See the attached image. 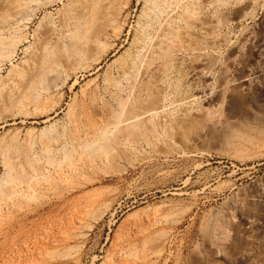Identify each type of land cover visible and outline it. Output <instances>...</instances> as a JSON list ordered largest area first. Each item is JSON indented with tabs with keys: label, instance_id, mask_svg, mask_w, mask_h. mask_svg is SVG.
<instances>
[{
	"label": "rangeland",
	"instance_id": "374dc122",
	"mask_svg": "<svg viewBox=\"0 0 264 264\" xmlns=\"http://www.w3.org/2000/svg\"><path fill=\"white\" fill-rule=\"evenodd\" d=\"M196 1L0 0V264H264V0ZM200 76L212 123L106 148L111 96L180 116Z\"/></svg>",
	"mask_w": 264,
	"mask_h": 264
},
{
	"label": "bare ground",
	"instance_id": "6f19581e",
	"mask_svg": "<svg viewBox=\"0 0 264 264\" xmlns=\"http://www.w3.org/2000/svg\"><path fill=\"white\" fill-rule=\"evenodd\" d=\"M198 1V0H197ZM196 1V2H197ZM71 4V3H70ZM77 4V3H76ZM155 4V3H154ZM225 4V3H224ZM229 4V3H228ZM73 5V4H72ZM78 5V4H77ZM80 6V5H79ZM168 6V5H167ZM193 6V5H192ZM76 7V6H75ZM250 8V7H249ZM75 9V8H74ZM78 9V8H77ZM158 9V8H157ZM163 9V8H162ZM189 10V9H188ZM153 11V10H152ZM69 12V11H68ZM149 13L151 12V11H148ZM157 12V11H156ZM152 13V12H151ZM161 13V12H160ZM150 15H152V14H150ZM79 16H81V15H79ZM183 16V15H182ZM148 17H149V15H148ZM72 18V17H71ZM186 18V17H185ZM81 19V18H80ZM187 19V18H186ZM66 20V19H65ZM76 20V19H75ZM68 20H66V22H67ZM77 21H79V20H77ZM174 21V20H173ZM178 21V20H177ZM187 21V20H186ZM65 22V23H66ZM71 22V21H70ZM73 22V21H72ZM170 22V21H169ZM206 23V22H205ZM61 24V23H60ZM68 24V23H67ZM77 24V23H76ZM207 24V23H206ZM75 25V24H74ZM64 25L62 24V27H63ZM66 26V25H65ZM69 26V25H68ZM201 26V25H200ZM61 27V26H60ZM76 27V26H75ZM64 28V27H63ZM69 28V27H68ZM67 28V29H68ZM205 28V27H204ZM61 30V29H60ZM64 32V31H63ZM62 32V33H63ZM68 32V31H67ZM165 32V31H164ZM172 33V32H171ZM180 33V32H179ZM53 34V33H52ZM51 34V35H52ZM66 35H68L67 33H65ZM63 35V34H62ZM175 35V34H174ZM180 35V34H179ZM162 37V36H161ZM61 38V37H60ZM69 38V37H68ZM165 38V37H164ZM176 38H178V37H176ZM198 38V37H197ZM50 37L48 38H46L45 39V41L43 42V44H42V46L39 48V50H38V53H36L37 54V58L36 59H34L35 61H34V63H33V65H32V67L30 68L29 67V69L28 68H26V69H28L27 71H25L24 73H23V75H21V78H20V80H19V83L17 84V87H18V90H21L20 91V93H22L23 91H22V89H24L25 87H26V89L27 88H30V87H34L35 86V84L37 83V81L40 79V77H41V75L44 73V70H45V68H46V59H47V55H48V50H49V43H50ZM180 39V38H179ZM171 40V39H170ZM208 40V39H207ZM184 41H187V40H184ZM202 41H203V39H202ZM204 41H205V39H204ZM170 42V41H169ZM178 42V41H177ZM179 42H181V41H179ZM189 42V41H188ZM192 42V41H191ZM198 42H200V41H198ZM211 42V41H210ZM201 43V42H200ZM55 44V43H54ZM63 44V43H62ZM171 44V43H170ZM173 44V43H172ZM178 44V43H177ZM176 44V45H177ZM181 44V43H180ZM183 44V43H182ZM187 44V43H186ZM198 44V43H197ZM56 45H58V44H56ZM156 45V44H155ZM160 45V44H159ZM158 45V46H159ZM190 45V44H189ZM188 45V46H189ZM191 45H193L192 43H191ZM219 45V44H218ZM157 46V47H158ZM175 46V45H174ZM179 46V45H178ZM185 46V45H184ZM202 46V45H201ZM206 46V45H205ZM52 47V46H51ZM140 47V46H139ZM163 47V46H162ZM165 47V46H164ZM163 47V48H164ZM53 48V47H52ZM58 48V47H57ZM172 48V47H171ZM186 48H188V47H186ZM193 48V47H192ZM199 48H201V47H199ZM55 49V48H54ZM174 49H177V48H174ZM183 49V48H182ZM196 49V48H195ZM195 49H194V51H195ZM197 49H198V45H197ZM197 49H196V51H197ZM212 49V48H211ZM50 50H51V48H50ZM57 50V49H56ZM59 50V49H58ZM139 50V49H138ZM168 50H172V49H168ZM190 50V49H189ZM199 50V49H198ZM184 51V50H183ZM162 52V51H161ZM160 52V53H161ZM168 52H170V51H168ZM168 52H167V54H168ZM53 53H55V51L53 52ZM52 53V54H53ZM151 53V52H150ZM171 53H172V51H171ZM174 53V52H173ZM59 54V53H58ZM167 54H165V56L167 55ZM161 55V54H160ZM169 55H170V53H169ZM199 55V54H198ZM54 56V55H53ZM144 57H145V55H143ZM155 56V55H154ZM50 57V56H49ZM55 57V56H54ZM162 57H163V55H162ZM200 57H201V55H200ZM199 57V58H200ZM204 57V56H203ZM202 57V58H203ZM135 58V57H134ZM169 58V57H168ZM198 58V59H199ZM205 58V57H204ZM214 58V57H213ZM146 59V58H145ZM159 59V58H158ZM161 59V58H160ZM197 59V58H196ZM58 60V59H57ZM140 60V59H139ZM170 60V59H169ZM171 60H172V58H171ZM171 60H170V62L168 61V59H167V61H168V63H171ZM175 60V59H174ZM180 60V59H179ZM205 60H206V58H205ZM167 61L165 62V65H166V63H167ZM184 61V60H183ZM197 61V60H196ZM200 61H201V59H200ZM200 61H198V62H200ZM158 62V61H157ZM164 62V61H163ZM208 62V61H207ZM210 62H213V61H210ZM56 63V62H55ZM145 63H147V62H145ZM168 63H167V67H168ZM173 63V62H172ZM181 63V62H180ZM185 63V62H184ZM190 63H193V62H190ZM48 64H49V62H48ZM210 64H212V63H210ZM53 65V64H52ZM162 65V64H161ZM170 65H172V64H170ZM169 65V66H170ZM181 65V64H180ZM187 65V64H186ZM192 65H194V64H192ZM196 65H197V63H196ZM48 66V65H47ZM132 66V65H131ZM163 66H164V64H163ZM206 66V65H205ZM227 66V65H226ZM53 67V66H52ZM137 67V66H136ZM166 67V69L168 70V69H170V68H167ZM184 67V66H183ZM49 68V67H48ZM48 68H47V70H48ZM163 68H165V67H163ZM162 68V69H163ZM175 68H177V67H175ZM174 68V69H175ZM190 69H191V66L189 67ZM182 69V68H181ZM217 69V68H216ZM225 69H227V68H225ZM126 70H127V68H126ZM131 70H133V69H131ZM135 70V69H134ZM148 70V69H147ZM164 70V69H163ZM171 70V69H170ZM192 71H193V68L191 69ZM50 71H53V70H50ZM194 71H195V69H194ZM193 71V72H194ZM226 71V70H225ZM23 72V71H22ZM45 72H47V71H45ZM139 72V71H138ZM174 72V71H173ZM198 71L196 70V73H197ZM203 72V71H202ZM48 73H49V71H48ZM125 73V72H124ZM128 73V72H127ZM126 73V74H127ZM168 73V72H167ZM184 73V72H183ZM190 73H191V71H190ZM199 73V72H198ZM204 73V72H203ZM212 73V72H211ZM210 73V74H211ZM228 73V72H227ZM123 74V73H122ZM133 74H134V72H133ZM158 74V73H157ZM171 74V73H170ZM174 74V73H173ZM186 74V73H185ZM188 74V73H187ZM201 74V73H200ZM213 74V73H212ZM226 74V73H225ZM20 75V74H19ZM44 75V74H43ZM125 75V74H124ZM131 75V74H130ZM129 75V76H130ZM136 76H137V74H135ZM146 75V74H145ZM182 75V74H181ZM204 75V74H203ZM121 77H122V75H120ZM190 76V75H189ZM191 76H193V75H191ZM197 76V75H196ZM196 76H194V77H196ZM205 76V75H204ZM208 76H210V75H208ZM224 76V74L222 75V78H226V77H223ZM19 77V76H18ZM138 77V76H137ZM142 77V76H141ZM197 77H199V76H197ZM200 77H202V81H203V83L202 84H200L199 86L198 85H196L195 87V89L193 88V90H192V92H191V94L189 93V95L186 93V96H188V97H186L185 98V96H184V100L182 99L180 102H182V104L181 103H179V101L178 102H176V104L177 103H179V104H181L180 106V108H181V113H180V116L179 115H177V116H175V115H173V113H167L166 115L165 114H163L164 112H162L161 111V109L164 107V106H161L159 103H156V102H154L153 101V103H156V105H152V106H150V107H148V108H144V107H141L138 103H137V105H139V106H137V105H134V103H133V105H131V106H129L130 108H128V105L130 104V102L128 101L129 99H124L125 97H121V98H118L116 95L115 96H111V98L112 97H114L115 98V100L114 101H116V106H115V104H113L111 107H112V109H110V110H112V112H111V121L109 122V124L107 125V127H106V129H103L102 131H100V133H102V135H103V137L101 138V139H103V142H105L106 144H107V147L106 148H108V149H111L113 146L111 145V143H113V142H116V144H117V146H119V147H121V148H124V147H126V145L128 144H133V143H135V144H138L137 142L139 141V140H141L142 138H147V140L148 141H150V139L151 140H154V139H158L159 140V132H158V128H160L161 127V130L163 129V131L165 132V133H169V136H170V138H174V134H173V132H174V130L176 131V130H178V129H181L183 126H184V119L186 120L187 118L189 119V118H194V116L195 117H199L200 118V116H203L204 117V119L203 120H205V119H207V118H205L206 116H204V114H206L207 115V112L209 111L210 112V110H211V108L210 107H207L206 105H211L212 103H214V99L212 100L211 98H210V96H209V94L211 93V91H210V88L212 87H210V83H209V80L208 79H206V77H207V74H206V77H203V76H200ZM160 78V77H159ZM158 78V79H159ZM191 78V77H190ZM221 78V77H220ZM16 79H18V78H16ZM42 79V78H41ZM111 79V78H110ZM114 79V78H113ZM123 79V78H122ZM130 79V78H129ZM180 79V78H179ZM178 79V80H179ZM210 79V78H209ZM212 79V78H211ZM214 79V78H213ZM227 79V78H226ZM134 80V79H133ZM164 80V79H163ZM201 80V79H200ZM221 80V79H220ZM219 80V81H220ZM131 81V80H130ZM214 81H215V79H214ZM226 81H228V80H226ZM226 81L224 82L225 83V85H226ZM127 82V81H126ZM135 82V81H134ZM179 82V81H178ZM194 82V81H193ZM192 82V83H193ZM130 83V82H129ZM149 83V82H148ZM168 83V82H167ZM180 83V82H179ZM191 83V84H192ZM199 83H201V82H199ZM109 84H110V81H109ZM215 84V83H214ZM216 84H217V82H216ZM219 84H221L220 82H219ZM218 84V85H219ZM228 85H230V84H228ZM228 85H227V87H228ZM15 86V85H14ZM169 86V85H168ZM182 86H183V84H182ZM186 86V85H185ZM220 86V85H219ZM218 86V87H219ZM223 87H219L220 88V90L221 89H224V85H222ZM235 86V85H234ZM12 87V86H11ZM129 87V86H128ZM171 87V86H170ZM178 87V86H177ZM181 87V86H180ZM210 87V88H209ZM217 87V86H216ZM152 88V87H151ZM155 88V87H154ZM157 88V87H156ZM175 88V87H174ZM212 88H214V87H212ZM232 88H233V90H234V92L236 91V88L234 89V87L232 86ZM26 89H25V91H26ZM30 89H32V88H30ZM29 89V90H30ZM34 89V88H33ZM173 89V88H172ZM178 89V88H177ZM190 89H191V87H190ZM189 89V90H190ZM226 89V88H225ZM140 90H141V88H140ZM150 89H148V91H149ZM159 90V89H158ZM179 90V89H178ZM219 89L218 90H216V92L217 91H219V94L218 93H216L217 95L215 96V98H216V100L215 101H218V104L219 103H221V104H226L227 105V108H230V105H231V102H232V100H231V97H232V93H229L230 91H228V93H225L224 91L222 92V91H220ZM233 90H232V92H233ZM34 91V90H33ZM37 91V90H36ZM148 91H146V92H148ZM151 92H152V90H150ZM149 91V92H150ZM167 91V90H166ZM209 91H210V93H209ZM227 91V90H226ZM14 92V91H13ZM17 92V91H16ZM32 92V91H31ZM116 92V91H115ZM120 92H121V90H120ZM135 92V91H134ZM150 92V93H151ZM174 92V91H173ZM188 92V91H187ZM35 93V92H34ZM141 93V92H140ZM159 93H162V91L161 92H159ZM164 93V92H163ZM183 93V92H182ZM213 93V92H212ZM10 94V93H9ZM18 94H19V92H18ZM127 94V93H126ZM132 94V93H131ZM139 94V93H138ZM215 94V93H214ZM236 94V93H235ZM16 95V94H15ZM23 95V94H22ZM39 95V94H38ZM113 95V94H112ZM129 95V94H128ZM151 95H152V93H151ZM138 96V95H137ZM213 96V95H212ZM37 97H39V96H37ZM36 97V98H37ZM117 97V98H116ZM127 98H129V97H127ZM152 98H153V96H152ZM151 97H150V99H152ZM163 98V97H162ZM233 98V97H232ZM234 98H235V96H234ZM5 99V98H4ZM13 99V98H12ZM139 99V98H138ZM176 99V98H175ZM141 100V99H140ZM158 100V99H157ZM159 100H160V98H159ZM158 100V101H159ZM172 100V99H171ZM236 100V99H235ZM235 100H233V101H235ZM113 101V102H114ZM137 101V100H136ZM151 101V100H150ZM164 102H165V100H164ZM129 103V104H128ZM145 103V102H144ZM174 103V102H173ZM173 103H172V105H173ZM203 103H205V104H203ZM208 103V104H207ZM238 103V102H237ZM175 104V105H176ZM232 105H234V103L232 104ZM231 105V106H232ZM179 106V105H178ZM213 106V105H212ZM211 106V107H212ZM216 107V106H215ZM217 107H218V105H217ZM221 107V110L223 111L224 110V107H222V106H220ZM235 107V106H234ZM179 108V107H178ZM177 108V109H178ZM213 108V107H212ZM231 108H233V107H231ZM173 109V108H172ZM176 109V108H175ZM174 109V110H175ZM218 109V108H217ZM216 109V110H217ZM226 110V109H225ZM230 110V109H229ZM228 110V111H229ZM233 110V109H232ZM220 111V110H219ZM236 111V110H235ZM234 111V112H235ZM175 112V111H174ZM179 112V111H178ZM208 112V113H209ZM215 112V111H214ZM213 112V115H215L216 114V112L214 113ZM225 112V111H224ZM227 112V111H226ZM233 112V111H232ZM231 112V113H232ZM228 113V112H227ZM227 113H225V114H227ZM230 114V113H229ZM234 114V113H233ZM211 115V114H210ZM213 115L212 116H210V118L211 117H213ZM208 118H209V116H208ZM198 119V118H197ZM196 119V120H197ZM212 119V118H211ZM211 119L209 120V119H207L210 123H212V121H214L213 119H212V121H211ZM195 120V121H196ZM206 120V121H207ZM194 121V120H193ZM193 121H191V122H188V124H191L190 126H192L194 123H195V121L193 122ZM193 122V123H192ZM201 122H204V121H201ZM200 122V125H199V122H196V123H198V124H194L193 126H192V129L194 130V133H195V129H197L199 126V128L196 130V133H195V135H199V132H204L203 130H204V128L203 127H205V126H202V123ZM207 124V123H206ZM203 125H204V123H203ZM185 127H186V125H185ZM188 127V126H187ZM194 127V128H193ZM182 130V129H181ZM187 130V129H186ZM189 130V131H188ZM187 130V133H190V130H191V128L190 129H188ZM183 131H185V130H183ZM110 133V134H109ZM186 133V134H187ZM183 134V133H182ZM185 134V135H186ZM178 135H180V133L178 134V133H176V136H175V140H176V137L178 136ZM193 133H192V137L189 139V142L190 141H192L193 143L195 142L194 140H196V137H193ZM168 136V135H167ZM168 136V137H169ZM181 136V135H180ZM183 136H184V134H183ZM183 136H181V139H183L184 140V138H182ZM187 136V135H186ZM179 137V136H178ZM201 137V136H200ZM202 138V137H201ZM162 139H164V138H162ZM166 139V138H165ZM178 139V138H177ZM179 139H180V137H179ZM197 139H198V137H197ZM145 140V139H144ZM198 140H200V139H198ZM155 141V140H154ZM173 142H174V140H172ZM97 142V141H96ZM157 143H158V141H156ZM166 142V141H165ZM176 142H177V140H176ZM188 142V141H187ZM192 142H190L191 144H192ZM198 142V141H197ZM200 142V141H199ZM141 143V142H140ZM163 143H164V141H163ZM168 143H169V141H168ZM196 143V142H195ZM145 144H147V143H145ZM150 144V142H148V145ZM171 144V143H170ZM197 144V143H196ZM134 145V144H133ZM139 145V144H138ZM152 146H153V143L151 144ZM171 145H173V144H171ZM189 145V144H188ZM193 145V144H192ZM195 145V144H194ZM112 146V147H111ZM151 146V147H152ZM154 146H155V144H154ZM165 146V145H164ZM139 147L141 148L142 146H140L139 145ZM146 147H148L149 148V146H147L146 145ZM163 147V146H162ZM187 146H185V148H186ZM135 148V147H134ZM158 148V147H157ZM127 149V148H126ZM154 149V148H153ZM173 149H174V146H173ZM186 149H188V148H186ZM156 150V149H155ZM157 151V150H156ZM156 153V152H155ZM162 153H166V151L165 152H162ZM161 153V154H162ZM158 154V153H157ZM171 154V153H170ZM169 154V155H170ZM166 155V154H165ZM12 176V175H11ZM12 180V179H11ZM10 180V181H11ZM5 181V180H4ZM6 181H7V179H6ZM12 188V187H11ZM8 189V188H7ZM10 189V188H9ZM4 190V189H3ZM12 190V189H11ZM8 191V190H7ZM3 192V191H2Z\"/></svg>",
	"mask_w": 264,
	"mask_h": 264
}]
</instances>
